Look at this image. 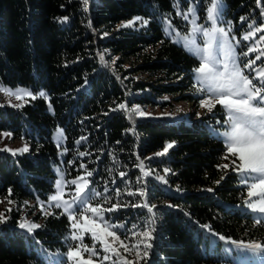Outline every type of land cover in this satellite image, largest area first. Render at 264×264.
I'll return each instance as SVG.
<instances>
[{
	"label": "trees",
	"instance_id": "trees-1",
	"mask_svg": "<svg viewBox=\"0 0 264 264\" xmlns=\"http://www.w3.org/2000/svg\"><path fill=\"white\" fill-rule=\"evenodd\" d=\"M223 1L225 22L233 20L240 29L254 20L264 25V0ZM210 2L200 0L202 17ZM177 3L185 9L189 0H88L86 7L83 0H0V82L27 85L33 94L43 90L48 95L47 100L29 98L22 108L0 104V130L29 143L26 153L0 151V198L11 201L0 222V264H47L38 245L68 251L75 244L69 238L67 214L53 206L48 212L54 214L44 215L39 206V200L56 190V165L63 167L67 178L94 171L90 186L101 193L97 202L108 207L118 201L143 204L142 198L126 192L146 187L148 204L156 206L153 213L143 207L113 213L115 220L139 227L138 234L154 229L149 256L138 264H237L217 248L210 251L203 246V224L234 239L264 242V223L256 224L252 212L244 208L247 188L232 170L235 158L229 154L223 159L226 146L210 126L216 116L134 121L126 110L110 111L122 102L128 108L136 103L156 104V98L165 94L199 103L192 75L198 59L165 35L160 18L168 16L186 30L187 24L176 15ZM134 15L146 17L149 24L118 30L120 21ZM65 16L69 19L61 22L59 18ZM240 17L247 20L242 22ZM100 54L106 64L100 62ZM58 126L65 136L59 147L53 138ZM81 136L87 140L76 145ZM173 141L175 146L166 155L146 159ZM64 148L68 152L62 155ZM80 151L89 155L79 157ZM137 155L145 160V170L153 172L142 181L137 179L142 177L135 166ZM81 163L86 169L79 167ZM225 163L229 169L217 167ZM165 168L171 170L165 178L172 190L155 179L157 174L165 175ZM121 171L127 174L124 182ZM225 171L229 175L217 185ZM105 181L108 193H104ZM105 195L112 199L105 202ZM24 213L41 221L33 234L17 226ZM138 234L134 243L143 239ZM140 249L142 255L143 245Z\"/></svg>",
	"mask_w": 264,
	"mask_h": 264
},
{
	"label": "snow or ice",
	"instance_id": "snow-or-ice-1",
	"mask_svg": "<svg viewBox=\"0 0 264 264\" xmlns=\"http://www.w3.org/2000/svg\"><path fill=\"white\" fill-rule=\"evenodd\" d=\"M83 3L86 7L88 0H83ZM189 3L190 7L183 12L178 10L176 15L181 16L185 22H188L191 28L186 35H181L178 31L175 32L176 39L173 42L180 44L184 49L188 50L193 55V58H198V66L192 70L194 80L193 94L199 99V107L206 109L207 114L213 117L218 114H226V119L222 122L226 127L220 133L224 137L223 143L226 146V153L223 159H228L229 154L235 158L231 160L232 170L238 175L239 183L247 188V199L244 200V203L247 204L248 209L253 213L260 214L261 218L257 219L255 223H264V67H257V61H260L264 57V51H261L255 59H247L246 62L241 57H249L250 54L257 51V48L247 46V50L242 51L240 55L236 52V46H239L243 41H248L257 33L264 31V27L254 28L253 25H249V28H254V30L248 31L241 39H236L234 36H231L234 30L232 22H225L222 19L221 7L223 0H211V6L206 8V16L203 18L205 23L198 22L197 11L199 5L194 0H189ZM59 19L61 22H64L69 18L65 16ZM240 20L243 22L247 18L240 17ZM136 21H141L142 26L149 24V20L135 17L133 21H128L126 24L117 26L118 30L120 28L132 27ZM221 24H225L226 26H219ZM88 27L91 28L90 21ZM163 31L166 36L172 37L173 30L170 20ZM103 35L106 37L108 33L105 32ZM233 40L235 41V45L231 42ZM259 41H264V35L259 36ZM259 41L256 43H259ZM99 58L102 64L107 63L103 54H100ZM112 63L115 64V59H113ZM116 78L120 79L119 76ZM0 92L8 97H15L17 101H23V103L12 105L16 108H22L24 104L29 102L25 97L31 100H36L37 98L48 99L47 93L43 90L37 94H33L31 90L25 88L13 90L10 87H5L2 82H0ZM125 95H131V93H125ZM164 99L168 100L169 98L165 97ZM216 105L221 106L220 113L214 111ZM49 108L51 109V104H49ZM122 110L128 112L129 120H132L134 116L143 118L150 115L141 110L138 105L128 108L126 102L119 103L115 108L110 109L112 112ZM177 110L179 111V109ZM107 114L105 113V115ZM197 116L199 117L200 113H197ZM129 131H132V129L130 128ZM2 135L5 138H11L12 134L3 133ZM61 139H63V130L58 129V147L60 146L59 141ZM86 140L87 137L81 136L75 141V144L81 145ZM174 146V141L169 142L162 152H157L153 157L146 159L151 160L155 157L164 156ZM0 151H7L12 155H16L28 152L29 148L25 144L20 149L13 150L5 147L4 149H0ZM67 152L68 149L64 148L61 154L63 155ZM78 155L79 157H85L89 153L87 151H80ZM136 158L139 160V164L135 166L140 169L142 174V177H137L138 181H142V178L153 175L151 170H145V160L140 159L139 155ZM97 159H99V156H97ZM113 159L115 160V157ZM237 160L239 164H237ZM68 163L72 164L73 161H68ZM79 167L86 169L87 166L81 163ZM217 167L227 170L230 165L225 163L217 165ZM56 171L59 173V179L55 181L56 192L48 197L47 203L49 207L54 206L56 209H61L62 215L67 214L70 228L69 238L71 241L79 242L69 247L66 254L69 261H73L74 264H95L93 257H97L99 258V264H105L106 261L110 262V264H134L127 256L121 255L120 249L114 246L116 242H119L124 253H131L135 250L137 264L140 260H146L149 256L148 250L152 248L150 241L153 239L154 229L139 232V237L143 239H136L135 243L130 247L125 240L121 239V235H118V230L126 229V224L111 222L112 214L118 212L121 208L143 207L147 209L148 213H153L156 206L148 204L146 187H138L135 191L129 190L126 192V195L130 197L138 196L142 198L144 200L143 204H128L118 201L107 208L101 204L93 206L91 203H87V201L100 196L101 193L91 190V195H89L85 190L88 189L91 183L88 178L94 175V171H85L83 175H77L74 179L67 182L64 180V173L60 172V169ZM163 171L165 175L157 174L155 175V179L167 185L169 181L165 177L171 170L165 168ZM126 175L123 171L119 173L121 182H124L123 178ZM227 175L229 173L225 171L220 180L215 181V183L219 185ZM80 181H83V183H79ZM115 182V180L112 181V183ZM66 183L76 186L75 194L71 200L63 198V188ZM107 183L105 181L104 193L109 192ZM205 190L213 192L212 188ZM9 194H11V189H9ZM115 194L117 197H120V189L117 188ZM253 197H258L259 199L253 200ZM111 199L112 197L110 196H104L105 202ZM9 203H11L10 200ZM39 206L42 214H54L45 210L44 201H40ZM8 211H11V209H8ZM89 212L92 215H87ZM105 213L108 214V219H105ZM93 217H98V219H94ZM0 222H4V213H0ZM154 222L153 217L152 223ZM19 227L26 229L27 233H32L34 229H39L41 225L20 223ZM203 227L208 228L209 226L204 225ZM132 228L135 229L136 225H133ZM77 229H79V235L77 234ZM86 234L90 236L92 245L89 247L87 244H83L81 248ZM131 236L136 237L137 233L132 231ZM109 238H111V241ZM219 239L225 240L226 238L221 235ZM230 242L236 244L238 248H246L252 252L264 250L261 244L256 242L250 244L237 243L232 240ZM97 245H99V248ZM140 245H143L142 255ZM101 251L105 253L102 257ZM84 253H89L87 259L84 258ZM109 254L115 255L117 259L112 260V255Z\"/></svg>",
	"mask_w": 264,
	"mask_h": 264
},
{
	"label": "rangeland",
	"instance_id": "rangeland-1",
	"mask_svg": "<svg viewBox=\"0 0 264 264\" xmlns=\"http://www.w3.org/2000/svg\"><path fill=\"white\" fill-rule=\"evenodd\" d=\"M194 2L198 5L200 4V0H194ZM190 6L191 5L189 3L188 7H190ZM209 6H211V2L209 4ZM223 7H224V1L222 3V7H221V14H222ZM187 8L181 9V7L178 6V10L181 12L185 11ZM197 16L199 18L198 19L199 23H205V21L203 19L204 17H202L200 14V5H199V9L197 11ZM135 17H141L142 19H147L146 17H144L142 15H134L130 18H126V19H123L122 21H120L118 23V26L122 25V24H126L128 21H133V19ZM160 18L162 20L163 27H167L168 21L170 20L171 25H172V30H173V35L171 37L173 39V41L176 39L175 32L178 31L181 35H186L191 28V25L188 22H185L184 20H183L184 23L187 24L186 30H182L181 27L174 24V22L168 16H164V17L160 16ZM229 21H231L233 26H234V30L231 33V36H234L236 39H241L243 35H246L247 32L250 30H254L255 27H264V25L262 23H258L256 20H254V21L249 22L248 27L246 29H240V25L236 24L233 20H229ZM249 25H253L254 28L250 29ZM219 26H226V25L221 24ZM132 27L133 28H141L142 27L141 21H136ZM260 35H264V31L257 33L254 37L250 38L248 41H243L239 46H236V52L238 55H240L242 53V51H246L247 46H254L257 48V51L253 54H250L249 57H247V58L241 57V59H243L244 62H246L247 59H255V57L257 55H259V53L261 51H264V41H259ZM257 41H259V43H256ZM231 42L235 45L234 40ZM257 67L258 68L264 67V57H262L260 61H257ZM246 74H247V70H246ZM250 78H252V77L250 76ZM3 86L10 87L13 90H15L16 88H25V89L31 90L33 92L32 88L30 86H27V85L11 86V85L3 84ZM165 97H168L169 98L168 100L171 103L163 105L162 101L165 100L164 99ZM201 98H203V97H201ZM25 99L28 100L29 98L25 97ZM156 99L158 101V103H156V104L146 103L145 105H143L142 103H136L134 106L138 105V106H140L141 110H143L145 113L150 114V115L143 117V118H153V119L164 118V119L172 120L175 122H179V120H181V119H185L186 121H189L192 116H194L196 118H201L203 114L207 113L206 109H202L199 107V103L196 105V104H192L190 101L177 100V98L172 94H165L164 97H157ZM198 101H199V99H198ZM17 103H23V101H17L15 99V97H8L4 93L0 92V104L1 105L8 104V105L12 106V105L17 104ZM177 109H179V111ZM214 111L217 113H220V110L214 109ZM197 113H200L199 117L197 116ZM138 118H140V117L134 116L133 120L135 121ZM215 119H216V122L210 123V126H211L213 132L224 140V137L221 136L220 133L226 127V125H223V123H222L223 120L226 119V114H223V116L221 114H218V115H216ZM58 129L63 130V127L58 126L53 132V138L57 144H58V141H57V130ZM3 133H11V132L9 130H0V149H4L5 147H7L9 149L15 150V149L23 148V146L25 144H27L28 148H29V143L25 139L14 138L13 135H11V138H5L2 135ZM64 140H65V136H64V130H63V139H61L59 141V145H62L64 143ZM159 152H162V151H159ZM237 164H239V161H237ZM57 169H60V172L64 173L65 182L70 181L71 179H74L76 177L75 176L73 178H67L66 172L64 171L63 167L61 165H56L54 167V170L57 174V179H59V173L56 171ZM81 175H83V174H81ZM159 175H162V174H159ZM79 183L82 184L83 181H80ZM161 183L163 184V182H161ZM163 185L168 190L173 189L169 184H167V185L163 184ZM75 190H76L75 185H70V184L66 183L64 188H63V192H64L63 198L65 200H71L72 196L75 194ZM91 190L97 191L96 189L92 188L89 184V187H88V189L85 190V192L88 193L89 195H91ZM55 192H56V190L54 192H52L50 195L55 194ZM252 199L258 200L259 198L253 197ZM40 201L45 202V210L48 212L49 211V208H48L49 206L47 203L48 199H46V200L41 199V200H39V202ZM87 203H91L93 206H96L97 204H101L105 208L108 207V206H105L100 201L97 202V197H95L92 200L87 201ZM8 205H9L8 201L4 197H1L0 198V213H4V217H5L6 207ZM244 208L249 210L247 207V204H244ZM249 211H251V210H249ZM87 215H92V214L89 212V213H87ZM252 215L254 216V218L256 220L261 218L260 214H258V213L252 212ZM113 217L114 216L112 214L111 222H113V223H125L126 224L125 221H118V220H115ZM93 218L98 219V217H93ZM105 219H108L107 213H105ZM40 222L41 221H37L32 216H29L26 213H24L22 215V217L20 218V221L18 222L17 226L19 227L20 223H28V224L35 223V224L40 225ZM204 225H207V224H203V226ZM138 228L139 227L136 226V228L133 229L131 227H128L126 224V229H119L118 235H121L122 240L126 239L125 242L128 243L129 246L131 247V245L134 244V241H132L133 237L131 236V232L135 231L138 234V231H139ZM22 230L27 232L26 229H22ZM34 230L32 233H29V234H33ZM203 231H204L203 246L205 247L208 245L209 246L208 248L210 251H213L217 248L219 253H221L226 258H230L231 260H233L237 264H264V250H262L260 252H252L246 248H238L236 244H233L230 242V240L236 241L237 243L243 242L244 244H250L252 242H256V243L261 244L262 248H264V242L262 240H258V239H255V240L234 239L232 237L217 233L214 230L210 229L209 227L208 228L203 227ZM77 234L79 235V229H77ZM221 235L224 236L226 239L220 240L219 237ZM109 240L111 241V238H109ZM74 243L76 244L79 242H74ZM83 244H87L89 247H91L92 241H91L89 235H87V234L85 235L84 240L81 244V248H82ZM114 246L117 247L118 249H120L121 255L127 256V258L132 260L134 262V264H137V261L135 260L136 259L135 250H133V252H131V253H124L123 249L120 247L119 242H116L114 244ZM97 247L99 248V245H97ZM36 248H37L38 253L46 260L47 264H74L73 261L68 260L67 255H66L67 251L51 250V249H48L42 245H38ZM104 254L105 253H103V251H101V257ZM88 255H89V253H84V258L87 259ZM109 255H112V260L117 259V257L115 255H113V254H109ZM93 261L95 262V264H99V258L93 257ZM105 264H110V262L106 261Z\"/></svg>",
	"mask_w": 264,
	"mask_h": 264
}]
</instances>
